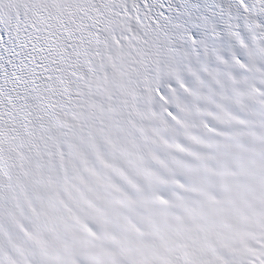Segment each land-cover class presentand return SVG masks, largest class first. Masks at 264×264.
<instances>
[{
	"label": "snow or ice",
	"instance_id": "1",
	"mask_svg": "<svg viewBox=\"0 0 264 264\" xmlns=\"http://www.w3.org/2000/svg\"><path fill=\"white\" fill-rule=\"evenodd\" d=\"M0 264H264V0H0Z\"/></svg>",
	"mask_w": 264,
	"mask_h": 264
}]
</instances>
